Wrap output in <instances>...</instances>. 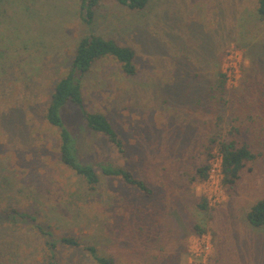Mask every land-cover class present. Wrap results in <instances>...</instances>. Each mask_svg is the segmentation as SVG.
I'll return each instance as SVG.
<instances>
[{
  "label": "rangeland",
  "instance_id": "obj_1",
  "mask_svg": "<svg viewBox=\"0 0 264 264\" xmlns=\"http://www.w3.org/2000/svg\"><path fill=\"white\" fill-rule=\"evenodd\" d=\"M77 6L78 0H0V212L36 213L56 236H77L116 254L114 215L131 194L97 165L139 171L157 194L162 190L153 178H164L147 174L151 167L154 172L178 155L204 163L209 154L210 165L216 149H207L210 140L229 135L236 103L247 97L250 109L264 110V23L258 0H151L141 11L100 0L90 25L79 21ZM90 35L137 54L135 75L105 58L85 76L87 110L105 114L127 150L122 155L92 131L78 134L80 161L101 174L97 191L59 163V131L45 119L58 77L79 40ZM230 64L239 74L235 84L224 78L223 93L220 74ZM249 85L258 90L239 96ZM79 118L67 117L72 129L81 125ZM254 149L263 155L247 164L230 194L223 188L221 204L208 203L202 213L207 232L188 236L181 264H264V226L247 219L264 198V136ZM205 180L190 185L195 197L205 199ZM193 210L186 207L189 218ZM44 252L33 230H14L0 218V264H43ZM58 253L63 264H95L82 249L62 246Z\"/></svg>",
  "mask_w": 264,
  "mask_h": 264
},
{
  "label": "trees",
  "instance_id": "obj_2",
  "mask_svg": "<svg viewBox=\"0 0 264 264\" xmlns=\"http://www.w3.org/2000/svg\"><path fill=\"white\" fill-rule=\"evenodd\" d=\"M116 1L130 10L141 11L151 0ZM99 2L100 0H78L77 14L81 23L90 25L95 21ZM257 10L264 23V0H258ZM105 58H112L119 63L125 74H136L137 54L133 48L98 35L83 37L75 47L72 61L63 69L55 83L45 110V119L59 131V163L73 171L89 190H98L102 174L106 178L119 179L130 192L129 198L125 196L119 207L120 213L114 215L118 221L115 225L118 253L102 251L96 244L85 242L77 236H56L51 227L40 221L36 213L8 207L0 212V218L6 220L14 230L26 225L43 239V264H63L58 253L62 246L82 249L95 264H181L180 257L187 251L188 236L207 232L202 213L209 211L208 202L204 198L195 197L190 185L208 177L210 155L208 154L204 163L192 161L196 159L193 156L178 155L172 163L154 166V172L151 167L146 171L147 174L153 176L155 173L153 177L164 178L162 181L153 178L157 187L162 190L160 194L155 192L149 180L140 177L139 171L134 169L102 163L97 165L100 167V174L95 165L82 163L78 157V134L85 130L106 137L122 155L127 151L123 139L109 118L103 113L89 111L85 106V76L98 60ZM220 76L223 80L219 89L224 93L225 75ZM245 84L248 85L247 82ZM255 90H258L255 85L242 87L239 96L254 93ZM251 102L253 101L246 97L236 103L237 107L231 113L234 125L230 128L229 135L219 139L216 133L210 140L213 146L207 148L210 151L216 147L222 155L224 187L229 194L241 179L247 164L263 155V151H255L254 146L264 136V110L260 114L256 113L250 109ZM68 116L74 119L80 117L81 125L78 129L69 126ZM187 194L192 197L189 203L181 198V195L186 197ZM188 206L194 209L191 212L192 218H189L186 211ZM247 219L255 227L264 226V198L251 207ZM219 255L221 256L220 251Z\"/></svg>",
  "mask_w": 264,
  "mask_h": 264
},
{
  "label": "built area",
  "instance_id": "obj_3",
  "mask_svg": "<svg viewBox=\"0 0 264 264\" xmlns=\"http://www.w3.org/2000/svg\"><path fill=\"white\" fill-rule=\"evenodd\" d=\"M236 58L237 55L234 53V55L231 56V60H235ZM231 64H234L233 61H231ZM231 64L230 67H228V69L225 71V79L227 83L232 82V84H235L236 83L235 80L239 74V71L236 65L232 67ZM232 73L234 74L233 76L231 75ZM204 182L207 193V194L205 193V199L207 200L208 203L219 205V203L223 200V199L221 200V196L224 188V171H223V158L217 148L215 149L211 157L209 174ZM205 248L208 247L206 246ZM201 253H203V251ZM205 258L206 257H204L203 255V262H205Z\"/></svg>",
  "mask_w": 264,
  "mask_h": 264
}]
</instances>
